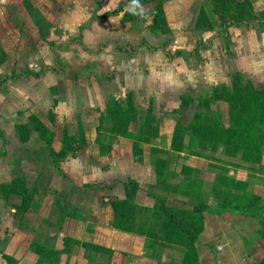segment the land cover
Returning a JSON list of instances; mask_svg holds the SVG:
<instances>
[{"label":"rangeland","instance_id":"rangeland-1","mask_svg":"<svg viewBox=\"0 0 264 264\" xmlns=\"http://www.w3.org/2000/svg\"><path fill=\"white\" fill-rule=\"evenodd\" d=\"M56 1L39 0L37 7L27 0L16 8L10 4L13 14L0 17V127L4 131L0 134L4 133L6 141L0 148L2 252L17 251L18 255L27 249L32 251L37 244L32 235L40 230L37 236H47L49 231L55 235L51 249L56 256L54 264L66 261L62 251L65 242L74 251L94 256L87 264H110L113 250L118 251V258L126 260L131 244L112 239V234L101 233L98 226L108 225L110 219V213L103 209L104 199L114 198L111 191H117L113 187L124 189L128 179L140 185L135 202L142 206H153L161 196L176 208L192 209L194 204L204 202L212 216L219 217L222 230L238 215L253 217L245 204L253 197L264 199V145L254 152L255 160L246 161L242 149L234 152L226 144L212 148L207 127L212 129L216 120L227 126L233 119L225 101H212L215 88L231 87L239 75L245 86L264 90V24L226 28L222 9L215 3L173 0L163 4L167 25L152 30L149 13L156 1L131 0L124 7V15L112 18L118 22L109 25L99 17L105 13H98L103 0H80L76 7L80 11L76 12L93 16L84 28L93 33L87 44H93L94 49L86 51L80 39L72 41L64 32L67 29L50 18ZM250 1L257 14L264 11V0ZM75 3L77 0H60L55 11L69 16ZM199 15L201 26H212L210 30L197 26ZM99 41L104 42L96 44ZM119 48L123 49L118 52ZM128 95L131 107L126 103ZM115 102L128 111L124 113L130 122L127 126H116ZM31 116L37 117L48 132L36 129ZM197 126L205 130L197 132ZM23 135L25 142L21 141ZM250 135L259 141L263 134L252 131ZM89 142L92 146L84 148L88 152L79 163L82 167L78 173L82 175L70 180L67 156ZM51 151L55 152L53 156ZM142 158H146L143 163ZM132 160L150 165L141 169L132 166ZM178 168L184 176H179ZM144 174L148 177H142ZM19 176L37 192L33 206L32 201L25 211L20 210L22 197L7 187ZM63 181L85 189L81 199L86 208L80 212L77 207H60L61 201H52L53 209L43 226L37 219V209L48 211L49 197L53 192L57 197L56 188ZM169 189L177 195H168ZM222 198L229 202H218ZM93 203L96 206H91ZM235 227L237 232L240 227ZM249 229L248 233L242 229L243 235L241 230L237 233L240 244H248L245 264L253 260V264H262L261 225L255 240H249L252 226ZM217 230L213 228L212 236L220 238ZM84 239L88 243L83 244L88 246H81ZM182 250L179 257L170 252L174 256L170 264L192 263L194 257L185 254L184 247ZM79 255L78 251L73 255L72 264H81Z\"/></svg>","mask_w":264,"mask_h":264},{"label":"trees","instance_id":"trees-1","mask_svg":"<svg viewBox=\"0 0 264 264\" xmlns=\"http://www.w3.org/2000/svg\"><path fill=\"white\" fill-rule=\"evenodd\" d=\"M129 1L131 0L121 4L114 13L122 11ZM152 1H156V3L150 12L153 15L150 28L155 30L159 25H167L163 4L170 0ZM209 1L222 9L221 18L225 19L226 28L230 26L257 28L264 24V11L257 14L250 0ZM201 18L202 16L199 15L197 26L210 30L212 26H208L207 28L201 26ZM226 36L227 33L225 32ZM11 78L14 77L11 76ZM5 80L6 78L2 81ZM217 99L225 101L228 104L230 116H233V119L232 123L227 126L216 120L215 124L212 123V129L207 127L209 130L208 138L212 140V148H216L219 144H226L234 152L242 149L244 160H255L254 152H259L260 145H264V90L259 91L255 90L252 86H245L242 84L240 76L236 75L231 87L222 85L214 89L212 101ZM126 103L130 104L129 106L131 107L130 95L127 96ZM186 104H188V101ZM119 105L120 103L115 102V107H117L116 111L114 110L115 119L113 118V120L116 126L130 123L129 119L124 118V113L127 114L128 111L123 110L124 107ZM129 106L127 107L129 108ZM30 119L36 124V129L44 131L43 133L48 132L37 117L31 116ZM194 129L200 133L205 130L203 126H197ZM252 131L258 133L262 131L263 135L260 136L262 138L257 141L256 138L250 135ZM0 138L3 139L2 134H0ZM26 140V136H21V141L25 142ZM145 142H148V140H145ZM230 146L232 147L230 148ZM54 153V151H51L52 156ZM6 186L4 185V187ZM7 187L10 188V192L19 194L22 197L20 210H28L33 200L34 189H29L26 186L25 179L23 177H16ZM138 188L139 185L135 180L128 179L124 182V198H111L108 200V205H110L113 211V226L126 232H136L137 234L145 235L155 241L161 240L181 245L185 248V254H190L194 257L193 260L191 259V264H197L195 243L203 229L202 213L208 209L207 204L204 202L197 203L193 205L192 209L176 208L169 206L166 200L167 197L161 196L158 197V202L153 206H142L135 202ZM218 202L225 205L229 201L222 198ZM236 207L238 208L239 206L237 205ZM245 208L251 211L253 217L259 218L261 224L260 235L264 238V199L253 197L248 204H245ZM34 250L38 255V264L55 263L56 256L53 250L38 244L34 245ZM0 254L7 264L16 263V260L12 256L4 254L1 250ZM262 264H264V261Z\"/></svg>","mask_w":264,"mask_h":264},{"label":"crops","instance_id":"crops-1","mask_svg":"<svg viewBox=\"0 0 264 264\" xmlns=\"http://www.w3.org/2000/svg\"><path fill=\"white\" fill-rule=\"evenodd\" d=\"M21 1L24 2L25 0H16V1L0 0V17H2V15H5L8 17V15H9L8 13L13 14V11H14L13 8L18 7L19 3ZM126 1L127 0H103L101 3V7L99 5L100 9L98 8L99 9L98 13H101V15L105 13L104 15L99 16L101 18V20L104 22L108 21L109 25L118 22V20H116V19L112 20V18H116V17H120L121 15H124V13H125L124 9L118 13H114V12L120 7L121 4L125 3ZM175 1H177V0H175ZM28 2L34 3L37 7L38 6L37 3H39V0H27V4H28ZM57 2H60V0L56 1L55 7H51V11L49 12V14L51 15L50 18L57 19V23H59V25L62 24L61 27L64 29H67L66 31L64 30V32L67 33L68 38L73 39L72 41L80 39L82 41V44H83L82 46H83L84 50L88 51L90 49H94L93 44H90V45L87 44V41L91 40L90 34L92 36L93 33L91 30H89L88 27L84 28V24L89 20V18L92 19L93 16L92 15L90 16L88 14V12H85V13L76 12L78 10L80 11L79 8H78V10L76 9L77 4L81 3L80 0H77V3H75L76 4L75 6H70V9L68 11V13L70 15L64 16V15H62V12L60 10L55 11L59 7L57 5ZM168 2L172 3L173 0H170ZM165 3H167V2H165ZM10 4L14 5L12 9H10V6H9ZM149 15L151 16V23H152V15L150 13H149ZM68 19H71V20H68ZM68 22H70V23H68ZM102 42H104V41H99L96 44H100ZM122 49L119 48V49H117V51L119 52ZM0 131L4 132L3 128L0 127ZM4 142L6 144L5 139L4 140L0 139V148H2L3 145H5ZM92 143L89 142V143H86L85 145L82 144L81 145L82 147L79 151H77V152L71 151L70 154L67 156L68 161H66V162L68 165H66V169H67L66 173L68 174V177L70 178V180H74V178L80 179L82 173L79 174L78 172H79V170H81L82 165H80L79 163L80 162L83 163V161H82L83 157H85L86 156L85 153L88 152V150L85 151L84 148L87 149L88 147L92 146ZM263 151H264V149H262V152ZM263 156L264 155L262 153V155H261L262 161L264 160ZM145 159L146 158H144L142 160V163L146 161ZM131 162H132V164H131L132 166H133V164L135 166L138 165L141 169H144L145 167L150 165V163H147L145 165L144 164L141 165L140 163H137V161H134V160H132ZM260 162H261V160H260ZM178 166H179V164H178ZM69 169H70V171H68ZM82 170H83V168H82ZM148 172L150 175L153 173L151 169H149ZM176 172L179 174V176L183 175L181 173L182 172L181 168L176 169ZM19 177H22V176H19ZM142 177L146 178L148 176L146 174H144V175H142ZM225 177H226V175H225ZM227 177L229 179H236V178H233V176H227ZM62 183H61V185H59L56 188L57 189V192H56L57 197H56V195H53L54 192L51 193V197H49L50 198L49 200L51 203L49 202L50 206L48 208V211H45L44 209L42 211L40 209H37V219L39 221H41L40 224H43V226H44V223L46 222V219L47 220L49 219L48 217L50 216L51 210L53 209L52 208V201H58V200L61 201L60 207H65V206H68L71 208L77 207V209L80 210V212L86 208V206L82 207L84 202H83V198L81 199V197L83 196L82 194L84 193L82 190H85V189L79 190L77 188H74L73 186L75 184L72 182H69L67 185H65V182L63 184ZM113 183L114 182L112 181V183L109 185L112 186ZM113 190L117 191V192L111 191V194L116 195V196H114V198H119V199L124 198V189L123 188L118 189V187L115 186V187H113ZM167 193H168V195L169 194L177 195V192L173 191V190H168ZM148 194L149 193H147V195ZM179 194L181 195V193H179ZM36 195H37V192L34 193V197L32 200L33 203L31 204V207L34 204V200L36 198L35 197ZM97 195H99V194L94 193V196H97ZM75 196L77 197L76 199H74ZM182 196H184V195H182ZM72 199H73V201H71ZM262 199H263V197H262ZM104 201L106 204H105V206H103L104 207L103 209H104V211H108L110 213V219L107 222L108 225L105 226V224H104V225L98 226L99 227L98 231H102L101 233H103V234L105 233V235H106V233H110V234H112V236H111L112 239L120 240V242L126 241L127 243L131 244L130 253H126V255L123 254V255H125V257L127 256L126 260H124L125 262L117 257L118 255H116V253L118 251L115 252L116 250L112 249L114 256H113V259L111 260L110 264H170V262L174 260V258H173L174 256H171L170 252L171 253L174 252L176 257L183 255V251H184V250H182L183 247L178 248L177 246H180V245H178L176 243H170V242L161 241V240L160 241H154L155 243H152L150 237H147L145 235H139V234H134V235L128 234L129 232H126V231H123L121 229L114 227L112 224L113 223V211H112L110 205H108V200L104 199ZM81 203H82V205H81ZM84 205H86V203ZM91 206H96V205L93 203V204H91ZM32 209H34V213H35L36 208H31L30 211H32ZM91 209H94V208H91ZM184 209H189V208H184ZM45 212H47L46 213L47 215H45ZM234 216H236V215H234ZM238 216H240L241 218L238 217V219L237 218L231 219V223L226 226L227 229L222 230V229H220L219 217L212 216V212L209 211V208L202 213L203 229L200 232V234L198 235V239L195 243V249H196V255H197V264H245V262H246V258H245L246 254L245 253L249 252L248 251V244L245 241H244L243 245L240 244V242H239V240H240L239 239L240 238L239 230H241V234H242V229H243V233H248V232H250V229L248 230L249 226H252V236H251V234H249V240L250 239L255 240V238L257 237V234H256L257 230L259 229L261 224H260V221H258L256 219V217L250 216V219L249 218L245 219L243 215H238ZM95 221H97V220H95ZM50 225H52V224H50ZM235 226H239L241 229L239 228L238 230H236L237 232H235V229H234V228H236ZM103 227L109 228V231H107V232L104 231L102 229ZM213 228L219 229V230H217V232L220 233V235H218L220 238H217L216 235L212 236ZM39 231H36L32 235L35 237V238H33L34 239L33 241H35V243H37L38 245L44 246V247L49 248V249H53V246H54L56 239H53L54 237H52V236H55V235L49 231L47 234L48 238H46L47 236L44 234L42 237H41V234H39L37 236V233ZM232 232H234V233L232 234ZM237 233H239V234H237ZM250 236H251V238H250ZM92 242L95 243V241H92ZM158 242L161 244V246H158ZM235 242H237L236 245H234ZM83 243H88L86 241V239H84L83 242H81V246H83V245L88 246V244H83ZM173 246H176V247H173ZM97 248H98V246L94 247L95 250H97ZM1 249H2V247H1ZM27 250L28 251H26V250L22 251L18 255L16 254L17 251L8 252V253L4 251L3 253L6 255L12 256L16 260L15 264H38L37 263L38 255L35 253L34 248L32 249V251H31V249H27ZM62 251L67 256L64 264H72L73 258H74L73 255L77 251L80 253L78 258H79V261H81V264H87V260H89L90 257L94 258V256H90L91 254L84 253L80 250L74 251V248H72L70 246V244L67 242L64 243V249ZM92 254H95V253L93 252ZM263 256L264 255H261V257H263ZM96 258H99V256L97 255ZM260 259H262V258H260ZM68 260H69V263L67 262ZM84 260L86 261L85 263H84ZM248 261H249V259H248ZM253 262H254V260H253ZM253 262H252V264H253ZM0 264H7L6 260L1 256V254H0ZM97 264H100V262H98Z\"/></svg>","mask_w":264,"mask_h":264}]
</instances>
